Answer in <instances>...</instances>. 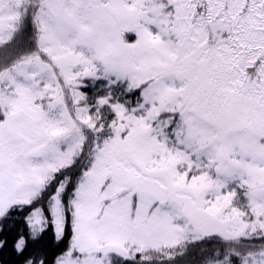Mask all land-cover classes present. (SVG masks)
<instances>
[{"label":"snow or ice","instance_id":"snow-or-ice-1","mask_svg":"<svg viewBox=\"0 0 264 264\" xmlns=\"http://www.w3.org/2000/svg\"><path fill=\"white\" fill-rule=\"evenodd\" d=\"M0 264H264V0H0Z\"/></svg>","mask_w":264,"mask_h":264}]
</instances>
